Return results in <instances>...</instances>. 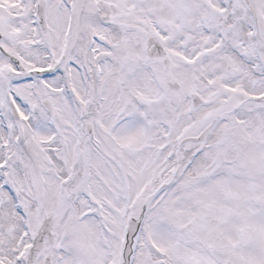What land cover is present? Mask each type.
I'll list each match as a JSON object with an SVG mask.
<instances>
[{
    "label": "snow or ice",
    "instance_id": "6c2138e0",
    "mask_svg": "<svg viewBox=\"0 0 264 264\" xmlns=\"http://www.w3.org/2000/svg\"><path fill=\"white\" fill-rule=\"evenodd\" d=\"M0 264H264V0H0Z\"/></svg>",
    "mask_w": 264,
    "mask_h": 264
}]
</instances>
